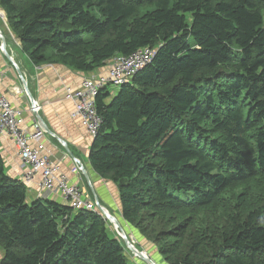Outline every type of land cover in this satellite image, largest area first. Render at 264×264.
Listing matches in <instances>:
<instances>
[{"label": "trees", "instance_id": "obj_1", "mask_svg": "<svg viewBox=\"0 0 264 264\" xmlns=\"http://www.w3.org/2000/svg\"><path fill=\"white\" fill-rule=\"evenodd\" d=\"M0 9L36 67L92 73L151 49L112 99L107 87L96 98L92 168L117 186L124 221L154 244L157 264H264V0H0ZM0 244V264H130L102 217L29 202L1 154Z\"/></svg>", "mask_w": 264, "mask_h": 264}, {"label": "crops", "instance_id": "obj_2", "mask_svg": "<svg viewBox=\"0 0 264 264\" xmlns=\"http://www.w3.org/2000/svg\"><path fill=\"white\" fill-rule=\"evenodd\" d=\"M0 31L5 37L6 54L24 78L27 91L32 100L40 107L39 118L49 131L43 137L42 143L45 145V153L49 156L50 161L57 163L60 172L68 177L69 182L78 183L89 198H97L108 213L110 212L106 207L110 208L126 232L129 231L130 234L137 233L123 219L117 186L111 181L102 179L92 168L89 162V153L93 138L88 134L79 119L71 117L74 111V103L65 98L66 88L76 90L85 79L106 76L120 56L108 60L102 67L92 73L77 72L58 64L36 67L22 53L19 39L11 32L1 9ZM12 63L0 51V90L13 107L23 111V127L32 131L34 116L29 110L28 98L23 92V85ZM108 89L111 96L110 100L117 92L114 89ZM61 142L64 143V146L61 145ZM0 154L5 163L7 175L21 181L24 171L23 165L13 143L5 134H0ZM72 158L80 161L85 175L71 173ZM37 181L38 177L34 179L33 183L25 185L29 202L40 198L36 185ZM42 198L67 204L57 193H48ZM135 235V240L146 247L147 255L150 254L149 257L154 260L157 255L152 253L153 247H155L154 244L146 241L141 235ZM158 258L161 259L160 256ZM160 262L162 263V261Z\"/></svg>", "mask_w": 264, "mask_h": 264}, {"label": "built area", "instance_id": "obj_3", "mask_svg": "<svg viewBox=\"0 0 264 264\" xmlns=\"http://www.w3.org/2000/svg\"><path fill=\"white\" fill-rule=\"evenodd\" d=\"M3 39L0 31L1 52H3ZM153 54L151 49L143 48L128 57H119L106 76L85 79L76 90L66 88L65 98L74 103L71 117L79 119L93 139L101 124V118L96 112V98L99 92L105 87L119 88L129 82L133 75L151 61ZM19 79L22 83V79L20 77ZM23 89L28 98L29 110L34 116L32 131L23 127V111L13 107L0 90V134H5L10 139L21 160L24 168L21 182L27 185L33 183L38 177L36 185L40 198L48 193H57L71 209L89 211L109 221L107 219L109 213L100 202L96 198H89L78 183L69 182L68 177L60 172L59 165L50 161L45 153V145L42 143L47 132L40 123V107L28 96L24 86ZM61 145L64 146V143L61 142ZM71 161L73 164L71 173L85 175L80 161L75 158ZM88 184L90 186L89 182Z\"/></svg>", "mask_w": 264, "mask_h": 264}, {"label": "rangeland", "instance_id": "obj_4", "mask_svg": "<svg viewBox=\"0 0 264 264\" xmlns=\"http://www.w3.org/2000/svg\"><path fill=\"white\" fill-rule=\"evenodd\" d=\"M264 13V12H263ZM2 33V32H1ZM3 35V34H2ZM3 37H4V35H3ZM4 39H5V37H4ZM110 89H114V91L115 92H117V87H111ZM97 199V198H96ZM98 200V199H97ZM99 202V201H98ZM108 210H109V212L110 213H112V214H110L109 213V215L111 216V217H113L115 220H117L116 218V216L114 215V213H113V211H111L110 210V208H108V207H106ZM218 211H222V210H218ZM219 213H222V212H219ZM222 216H223V214H222ZM118 221V220H117ZM108 222V224L111 226V228H112V231H113V233L115 234V236L117 237V238H119L121 241H123L122 240V233L120 232V230L119 229H116L115 227H114V225L110 222V221H107ZM119 223V222H118ZM121 225V224H120ZM121 228L123 229V231H124V233H125V235H126V237H127V239L135 246V248L136 249H138L139 251H141V252H146L147 251V249H146V247L144 246V245H142L141 243H139V242H137V240H135L136 239V235L135 234H138V235H140V233H134V234H130V232L129 231H125L124 230V228L121 226ZM119 230V231H118ZM124 242V241H123ZM141 246V247H140ZM141 248H143V249H141ZM154 249H153V254H157L156 255V258H154V261L156 262V263H159L160 261H161V259H159L158 258V256H159V254L156 252V247H153ZM146 250V251H145ZM146 254H147V252H146ZM125 255H126V257H127V259L129 260V262H130V264H145L143 261H141L140 259H138L136 256H134L133 254H131L130 253V251L126 248L125 249ZM149 256H151L150 254H149ZM148 256V257H149ZM2 257H3V248H2V246H1V244H0V261H1V259H2ZM150 258V257H149ZM153 258V257H152ZM161 264V263H160Z\"/></svg>", "mask_w": 264, "mask_h": 264}, {"label": "water", "instance_id": "obj_5", "mask_svg": "<svg viewBox=\"0 0 264 264\" xmlns=\"http://www.w3.org/2000/svg\"><path fill=\"white\" fill-rule=\"evenodd\" d=\"M2 47H3V53L6 56L7 60L12 63L11 59L8 57V55L5 52V40L4 39L2 41ZM14 69L17 72V74L19 75V77L22 79V85L24 86V88H25L28 96L31 98V96L28 93L27 88H26V82L23 79L20 71L17 69V67L15 65H14ZM40 123H41L42 127L46 130V132L49 133L48 129L46 128V126L44 125V123L41 121V119H40ZM107 219L114 225V227L116 229H119L120 230V232L122 233V240L124 241V244H125L126 248L130 251L131 254H133L134 256H136L138 259H140L141 261H143L145 264H157L154 260H152L151 258H149L148 255L145 252H141V251H139L138 249L135 248V246L127 239V237H126L123 229L121 228L120 223H118L117 220H115L110 215H108Z\"/></svg>", "mask_w": 264, "mask_h": 264}, {"label": "bare ground", "instance_id": "obj_6", "mask_svg": "<svg viewBox=\"0 0 264 264\" xmlns=\"http://www.w3.org/2000/svg\"><path fill=\"white\" fill-rule=\"evenodd\" d=\"M263 181H264V179H263ZM256 190V189H255ZM252 198V197H251ZM119 231V230H118Z\"/></svg>", "mask_w": 264, "mask_h": 264}]
</instances>
